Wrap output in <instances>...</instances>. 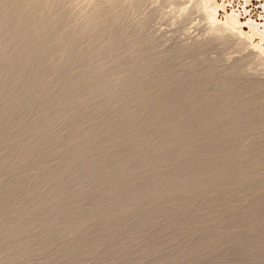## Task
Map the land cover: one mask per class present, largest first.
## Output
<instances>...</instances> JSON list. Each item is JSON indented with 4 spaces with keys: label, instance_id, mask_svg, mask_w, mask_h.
<instances>
[{
    "label": "bare ground",
    "instance_id": "obj_1",
    "mask_svg": "<svg viewBox=\"0 0 264 264\" xmlns=\"http://www.w3.org/2000/svg\"><path fill=\"white\" fill-rule=\"evenodd\" d=\"M121 1L0 0V264H243V229L225 204L230 189L245 208L258 196L249 211L264 212V96H253L264 83L210 103L168 92L146 76L159 59L141 65L149 55L121 26ZM188 1L214 39L264 42L232 12L216 21V1ZM257 48L249 60L264 58ZM248 68L242 76L257 73ZM227 133L239 142L233 164L248 163L244 195L228 179Z\"/></svg>",
    "mask_w": 264,
    "mask_h": 264
},
{
    "label": "rangeland",
    "instance_id": "obj_2",
    "mask_svg": "<svg viewBox=\"0 0 264 264\" xmlns=\"http://www.w3.org/2000/svg\"><path fill=\"white\" fill-rule=\"evenodd\" d=\"M134 1L135 0H132V2L131 1L129 2L128 0H124V1L122 0L121 1L122 6L125 8L124 14H125V16H127V20H128V22H126L125 24H123L121 26L124 27L128 31L130 30L129 32L133 35L135 34L134 36L138 37V39L140 40V42L137 41L136 40L137 38L135 39V37H134V39H132L133 41L135 40L134 42H136V43H134V45L140 43V45L134 46L135 48L137 47L136 48L137 51H135V52L137 54L139 53V55H140V53L143 55L144 54L149 55V57L147 56V60L142 62L143 64H141V65H143V67H144V65L146 66V64H151V61H154L155 59H159L158 62L156 63L158 66H154V68H152L154 71L152 69H151V71L147 70V72L148 71L149 72L143 73L144 75L142 73L141 74L139 73L140 75H138L136 77L138 80V81L136 80V83H141V81L143 82V78L147 73L146 76L153 77L152 78L153 81H156V78H157V80L159 82H162L163 86L164 87L166 86V89L168 90V92H170V90H174V92L176 91L174 94H175V96L178 95L177 97H179V98L185 97V98H187V100L188 99L192 100V98H193V100L198 99V98L201 99L203 94H206L207 96L206 95H204V96L207 97L206 99H208V103L212 102L213 100L215 101V99H218V97L221 98V95L223 94V92L225 93L224 95H226L225 97H230V95H232L234 93V91L239 93L240 90L241 91L249 90L250 88H252L251 84L255 83L257 80H258L257 82H261L262 84L264 83V66H261L260 64H258V63H260L261 59L264 62V58L262 57L260 59L258 56L254 55L253 58L251 60H249L250 59L249 57L252 55L253 51H256L255 49H257V50L259 49L257 47L262 46L264 48V42H259L260 39L258 36L253 35L250 38L246 37L245 40L246 41L250 40V42L248 43V48L243 49L242 47L234 46V41L237 38L235 35H233V36L231 35L232 37L229 36L230 37L229 38V37H227L229 34H225V36L223 34V36L219 37L218 39H214L213 34L209 33V31L207 30L209 24L207 23L208 21L204 17L203 11L201 9L193 7L192 3L188 0H136L137 2H134ZM214 1H216V3L219 4L218 0H214ZM220 7L216 8L217 10H216V13H214L215 14L214 18L216 21L219 19L221 22L222 20H224L223 17L225 18V12H228V11L225 10V12H224L222 10V8H220ZM242 29L244 31H246L248 34L250 33L246 25L242 26ZM141 40H143V41H141ZM258 42H259V45H258ZM131 44H133V43H131ZM187 46H189V47H187ZM133 51H134V49H133ZM250 52H252V53H250ZM249 54H251V55L249 56ZM151 55H152V57H151ZM260 56H261V54H260ZM257 57L259 58L258 60L254 59ZM253 59H254V63H255V60H257L258 62H256L254 64ZM249 61H251L252 63H250ZM204 63L207 65V67H206V65H204ZM136 64L140 65V63H136ZM211 65H212V69L213 68L214 69L217 68V69L213 70V72L211 70L210 72H212V74L210 72L207 73L208 75L205 74L207 72V70H205V69L208 68V71H209L211 69ZM231 65L233 66L232 70L229 68V67H231ZM252 65H256V66L254 67ZM241 66H243V67L246 66L249 68H250V66H252L253 68L251 67L250 69L253 72L255 70L254 74L256 72L257 73L255 75L250 74L249 76L246 74H243V76H242L240 73ZM260 66L263 67V72H260ZM143 67L141 69H144ZM203 67H204V69H203ZM234 67H235V69H234ZM140 68H139V70L142 72V70ZM249 68H248V70L250 71ZM254 68H256V69H254ZM133 69L134 68H132V72H133ZM199 70H200V72L202 71L201 74H199L200 73ZM130 72H131V69H130ZM226 72H228L230 74H228ZM148 74H150V75H148ZM201 75H203L202 78H201ZM244 75H246V76H244ZM250 78H251V81H250ZM222 79H224L225 81L227 80L226 82H230V80H232L230 83L232 84L231 86L234 85L232 87L233 90H232V88H230L231 87L230 83L226 84L225 81H224V83L230 87L227 86L226 88H224L220 84V81H223ZM228 79H230V80H228ZM233 79H234V81L237 79L236 80L237 82L235 81V83H234ZM238 80H240V81H238ZM241 81H243V82H241ZM244 81H245V84H244ZM252 81H254V82H252ZM247 84H249V85H247ZM161 85H159L158 88L161 89L163 92H167V90L163 86L161 87ZM172 85H173V87H172ZM167 86H168V88H167ZM227 89L228 90L231 89L232 91L230 90L229 93L232 92V94L231 93H230V95L227 94L228 93ZM262 90L263 89L254 91L253 96H255L257 93L258 94L260 93L264 96V93H263L264 90L263 91ZM225 91H227V92H225ZM190 96L191 97L193 96V97L190 98ZM195 96H197L198 98H196ZM249 96L253 97L251 95H249ZM190 100H188V101H190ZM204 101L202 102L203 106L202 105H200V106L206 107V108L209 107L210 104H208L207 101H205L206 103H204ZM180 104L182 105L181 108H184L185 106H187V103H180ZM181 105H179V107ZM198 109L193 110L194 111L193 116H197L200 114L201 110H200V108H198ZM219 112H221V111H219ZM219 114L220 113H218V115ZM219 116L220 117L218 119H221L222 121H223V119H225L223 122H226V120L227 121L230 120L229 117H226L223 115H219ZM221 120H219V121H221ZM210 128H213V125L210 126ZM262 129H264V128H261V130ZM262 131L264 132V130H262ZM260 135L263 136V133H260ZM260 135H258V136L260 137ZM224 136L227 137L226 139L224 137V139L227 141V150H228L226 153V158L227 157L229 158V159H227L226 162H228V165L232 164L231 166H228V168H227V169H229V170H227V174H229L228 179L230 180V178L234 177V181H237V185L242 189V191H243L242 194L244 195L247 193L246 191L249 192V190L252 186L251 185L252 181L250 180V183H248L249 180H247V177L245 175L246 171L249 170L247 167L248 163L245 160H242V161H244L242 163L243 166L241 165L242 167L239 165V168H238L237 164L234 165L235 161L238 157L237 155L240 152V150H238V146H237L239 142L237 141V139H235L236 138L235 135H232V134L230 135L229 133H227ZM260 139L262 140V137L255 139L254 141L256 142V140L259 141ZM235 140H236V142H235ZM258 141L256 143H258ZM251 143H250V145H251ZM228 144H230V145H228ZM230 148H232L231 149L232 151L230 150ZM243 150L245 151L246 148H244ZM227 154H229V155H227ZM233 162H234V164H233ZM234 166H236V169ZM233 168H234V170H233ZM244 168H246V169H244ZM238 171H240V172H238ZM236 177H238V178L236 179ZM228 183L230 185V181H228ZM237 185L233 182L234 188ZM249 185H251V186H249ZM247 189H249V190H247ZM230 191L231 190L229 189L228 193H227L228 195L226 196L227 200H226L225 205H227V206L225 207L226 208L225 209V211H226L225 216L227 218L228 217L230 218V219L228 218V223H230L229 225L240 226L243 229L242 230V242L246 243V245L245 244L242 245V247L244 245L245 246L241 249V253H240L241 254L240 258L242 260V263L243 264H264V253H263L264 252V250H263L264 249V244H263V242H264V235H263L264 230L263 229L264 228H262V224H264L263 223L264 222V218H263L264 214H262V215L260 214L262 212L261 211L262 207H260V206H256L258 208H256V211H254V214H252L253 212H252V210H250V207L251 208L255 207L254 203L256 200H258V196H256L257 198H255V196L253 198H251L250 201H248V202H250L249 203L250 206L248 208H245L246 204L243 205L242 203H244V202H240L241 197L240 196L238 197L234 193H233L234 194L233 195L232 193H230ZM238 199H239V202H238ZM252 202H254V203H252ZM249 210L252 213H250ZM262 210L264 211V209H262ZM262 213H264V212H262ZM262 220H263V222H262ZM256 221L260 222L259 225H258V222L256 223ZM251 225L254 227L257 226V228L259 226H261V228L260 227L258 229L254 228V231L251 232L250 231L251 230L250 228H252ZM263 227H264V225H263ZM257 234H258V236H257ZM253 235H255V236H253ZM251 237H254L253 238L254 241L257 239L256 244L259 245V248H257L258 245H256L255 246L257 248L256 251L247 249V247H248L247 245L252 242V241L249 242L252 239ZM260 237H262L263 239H259ZM258 240H259V243H258ZM260 243H261V245H260ZM141 246L142 245H139L137 248H140Z\"/></svg>",
    "mask_w": 264,
    "mask_h": 264
},
{
    "label": "built area",
    "instance_id": "obj_3",
    "mask_svg": "<svg viewBox=\"0 0 264 264\" xmlns=\"http://www.w3.org/2000/svg\"><path fill=\"white\" fill-rule=\"evenodd\" d=\"M222 10L232 12L238 20L249 21L264 31V0H218Z\"/></svg>",
    "mask_w": 264,
    "mask_h": 264
}]
</instances>
